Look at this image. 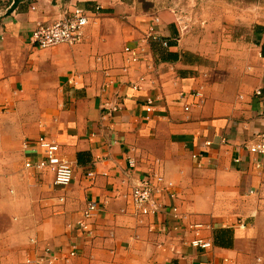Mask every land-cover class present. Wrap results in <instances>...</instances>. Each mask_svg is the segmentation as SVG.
<instances>
[{"label":"crops","instance_id":"0c3cea01","mask_svg":"<svg viewBox=\"0 0 264 264\" xmlns=\"http://www.w3.org/2000/svg\"><path fill=\"white\" fill-rule=\"evenodd\" d=\"M75 6L91 15L80 44H34ZM178 18L136 0H0V264L48 246L77 251L59 264H264V157L245 148L264 132L263 27L210 55ZM40 136L73 164L69 185L26 166L45 157ZM155 172L173 185L139 214L132 188Z\"/></svg>","mask_w":264,"mask_h":264},{"label":"built area","instance_id":"2783aa9c","mask_svg":"<svg viewBox=\"0 0 264 264\" xmlns=\"http://www.w3.org/2000/svg\"><path fill=\"white\" fill-rule=\"evenodd\" d=\"M91 15L88 10L75 6L71 11L67 12L63 17L53 22H39L32 33V41L40 48H48L61 44L74 46L80 44L84 38L85 27L89 24ZM159 18L154 19V23L150 28L148 38L156 39V26ZM167 45V42H164ZM125 52L128 54L127 60L131 63H138L141 58V52L132 47L127 46ZM200 95V93H197ZM257 95L262 94L261 89L256 90ZM121 107L119 104L111 106V110L115 111ZM189 110V107H185ZM147 112L154 110L153 100L148 99ZM222 141H225L224 139ZM37 144L45 151V157L42 160L26 163L27 167H34L37 170H43L46 167L54 173V181L58 185H69L75 177V169L73 164L61 155V147L58 143L48 140L45 136L37 139ZM208 145L211 142H207ZM30 147V142L25 143V148ZM245 148L252 154L264 157V132L260 133L251 142L245 143ZM196 158L197 155H194ZM135 161L131 160L134 165ZM89 175H93L92 172ZM166 184V186H163ZM172 183H168L165 177L160 173H150L146 177L138 179L131 191L132 204L137 213L142 215H155L161 210V205L157 195L163 191H170ZM98 206L95 202H89L84 212V217L90 219L95 215ZM177 209L175 208L174 211ZM212 245L211 241L202 237H197L192 241L195 248H208ZM77 255L75 249L68 251L55 250L52 247L37 250L34 258H28L27 264H59L65 262Z\"/></svg>","mask_w":264,"mask_h":264},{"label":"rangeland","instance_id":"374dc122","mask_svg":"<svg viewBox=\"0 0 264 264\" xmlns=\"http://www.w3.org/2000/svg\"><path fill=\"white\" fill-rule=\"evenodd\" d=\"M136 1L145 9L174 8L184 36L192 43L202 44L210 55L217 47L221 55H227L233 51L228 44L237 40L250 44L256 39L255 30H264V0Z\"/></svg>","mask_w":264,"mask_h":264},{"label":"trees","instance_id":"16d2710c","mask_svg":"<svg viewBox=\"0 0 264 264\" xmlns=\"http://www.w3.org/2000/svg\"><path fill=\"white\" fill-rule=\"evenodd\" d=\"M262 49H263L262 55L264 56V45H263V48Z\"/></svg>","mask_w":264,"mask_h":264}]
</instances>
